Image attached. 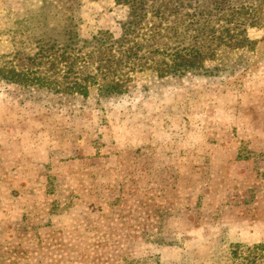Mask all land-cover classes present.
Masks as SVG:
<instances>
[{"label":"rangeland","instance_id":"1","mask_svg":"<svg viewBox=\"0 0 264 264\" xmlns=\"http://www.w3.org/2000/svg\"><path fill=\"white\" fill-rule=\"evenodd\" d=\"M248 1L255 25L220 21L245 28L238 48L163 79L126 70L104 98L90 78H31L23 54L74 36L77 65L94 63L127 4L0 0V264H230L235 244L264 255V0Z\"/></svg>","mask_w":264,"mask_h":264},{"label":"trees","instance_id":"2","mask_svg":"<svg viewBox=\"0 0 264 264\" xmlns=\"http://www.w3.org/2000/svg\"><path fill=\"white\" fill-rule=\"evenodd\" d=\"M116 1L127 4L129 14L122 24L121 36L109 38L108 47L97 51L100 53L98 61L77 65L79 50L72 47L74 36L67 38L68 43L50 38L43 40L37 51L23 54L31 64L26 67L32 73L31 78L53 81L64 88L80 85L81 79L90 78L99 81L102 97L115 96L122 92L119 89L122 72L143 67L163 79L198 68L202 59L216 53L220 43L233 46L245 38V28L240 24L220 25V21H230L235 14H240V18L253 14L252 21L248 22L253 26L258 19L257 8L248 0ZM92 40L96 43L98 37ZM237 43L234 48H238ZM103 58L107 64L101 63ZM262 249L261 244H235L230 264H264Z\"/></svg>","mask_w":264,"mask_h":264}]
</instances>
